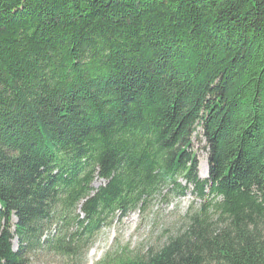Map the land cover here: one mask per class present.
I'll use <instances>...</instances> for the list:
<instances>
[{"label": "trees", "instance_id": "trees-1", "mask_svg": "<svg viewBox=\"0 0 264 264\" xmlns=\"http://www.w3.org/2000/svg\"><path fill=\"white\" fill-rule=\"evenodd\" d=\"M164 184L183 229L96 264H264V0H0V264H78Z\"/></svg>", "mask_w": 264, "mask_h": 264}, {"label": "rangeland", "instance_id": "rangeland-1", "mask_svg": "<svg viewBox=\"0 0 264 264\" xmlns=\"http://www.w3.org/2000/svg\"><path fill=\"white\" fill-rule=\"evenodd\" d=\"M192 142L198 160V175L205 178L208 171L205 139L196 132ZM101 184L103 180H94V187ZM169 188L162 185L143 211L137 209L122 217L116 216L89 243L77 263L96 264L106 253L121 247H126L129 252L145 253L150 249L160 248L170 237L176 235L186 225L187 213L191 209H198L201 200L196 199L190 191L183 196H177L168 192ZM16 246V241L13 240L12 247L15 249ZM27 258L26 264H61L63 260L46 251L32 253Z\"/></svg>", "mask_w": 264, "mask_h": 264}, {"label": "bare ground", "instance_id": "bare-ground-1", "mask_svg": "<svg viewBox=\"0 0 264 264\" xmlns=\"http://www.w3.org/2000/svg\"><path fill=\"white\" fill-rule=\"evenodd\" d=\"M205 169H206V166H205Z\"/></svg>", "mask_w": 264, "mask_h": 264}]
</instances>
